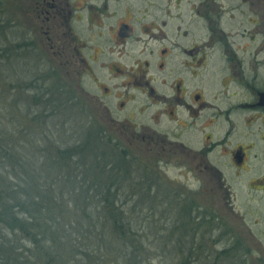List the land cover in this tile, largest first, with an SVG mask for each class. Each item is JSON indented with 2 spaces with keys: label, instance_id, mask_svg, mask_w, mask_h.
<instances>
[{
  "label": "flooded vegetation",
  "instance_id": "af4514ba",
  "mask_svg": "<svg viewBox=\"0 0 264 264\" xmlns=\"http://www.w3.org/2000/svg\"><path fill=\"white\" fill-rule=\"evenodd\" d=\"M13 4L28 30L18 46L43 43L59 94L121 132L128 181L174 206L196 259L238 252H213L209 236L239 189L264 210V0Z\"/></svg>",
  "mask_w": 264,
  "mask_h": 264
},
{
  "label": "trees",
  "instance_id": "16d2710c",
  "mask_svg": "<svg viewBox=\"0 0 264 264\" xmlns=\"http://www.w3.org/2000/svg\"><path fill=\"white\" fill-rule=\"evenodd\" d=\"M32 88L35 89L32 103L42 108L40 112L53 107L54 98L47 96L50 91L44 83L38 89ZM46 96L49 98L45 99ZM4 102L0 94V103ZM3 129L0 131V264H141L150 261L149 248L133 230L132 216L124 208L126 203L119 202L121 172L127 166L125 149L116 144L111 146L110 138L91 131L74 148L56 149L54 160L48 165L59 174L42 175L43 167H40L39 176H32L27 169L32 168L28 165L30 160L23 147L19 149L14 143L10 127ZM117 148L124 150L123 153L117 152ZM16 165L23 170L20 174ZM80 176H83L81 180ZM63 178L72 186L68 191L70 198L63 202L66 193L61 191L58 197L62 200L56 203L54 187L62 183ZM80 185L86 189L82 190ZM77 197H82L83 201H78ZM70 202L74 203L72 208L68 207ZM192 244L188 243L185 258L179 264L201 261L196 259V245ZM141 255L146 259H140Z\"/></svg>",
  "mask_w": 264,
  "mask_h": 264
},
{
  "label": "rangeland",
  "instance_id": "374dc122",
  "mask_svg": "<svg viewBox=\"0 0 264 264\" xmlns=\"http://www.w3.org/2000/svg\"><path fill=\"white\" fill-rule=\"evenodd\" d=\"M13 1L0 0V63L3 64H0V77L2 78L0 94L5 98V102L0 103V131H4L3 127L5 126L10 127L14 143L19 146V149L23 147L26 157L30 160L28 165L32 168H27L30 170V175L39 176L37 171L40 167H43L42 175L56 176L59 174L60 172L55 171L54 168L51 169L48 163L54 160L57 148L61 150L74 148L78 141L82 142L91 131H95L94 127L89 126L90 117L96 121V126L100 125L101 129L106 131L103 134L110 138L111 146L114 147L116 144L125 149L124 136L121 137L120 131L112 130L110 122L106 121L105 117L97 115V110H95L96 116L94 112L93 114L89 111L82 112L67 98L69 95H66L65 92L59 94L57 91L58 80L51 70L52 59H50L48 49L43 43L39 44V48L27 49L18 46L19 42L28 37L25 34V31L28 30L19 24V26L16 25L19 14L18 12L14 13ZM33 37L36 38L37 34L34 33ZM64 77L63 75L61 80L67 82L68 80ZM43 83L50 91L47 96L54 98L56 102L46 111L43 108L44 113L40 112L42 108L32 103L35 102L33 98L35 89L32 87L35 86L38 89ZM47 96L44 98H49ZM79 101L87 105V100L83 97H79ZM46 104L50 105L49 102ZM116 151L123 153L124 150L117 148ZM43 152L45 153L43 154ZM16 168L19 174L23 171L17 165ZM124 170L121 172L123 180L120 183L122 185L120 195L122 193V197L119 198V202L126 203L124 208L132 216L133 230L141 237L144 246L149 248L148 259L150 261L144 260L145 262L141 264H179L185 258L187 245H185V238L181 235V229L178 227L176 209L166 200L162 201L161 198H153L144 194L143 184L137 183L140 182L139 177L128 181L127 166L124 167ZM82 178L83 176L79 177L80 180ZM62 181L54 187V197L58 198L55 200L56 203L62 200L58 197L61 191L66 193L63 202L66 203L70 198L68 191L72 186L68 179L63 178ZM80 186L82 190L86 189V186ZM236 193L237 201L233 207L229 210H217L222 222L219 223L213 235L209 236V241L214 240L215 242V246L209 243V247L213 252L231 246H238L242 251L239 250L231 254L222 252L218 261H214L211 257L206 261L205 257L201 256V261L195 264H210L213 261L216 264H232V259L235 264L236 262L239 264H264V210L262 204L259 201H249L250 196L248 191L246 194L244 188L239 189ZM79 200L83 201L82 197ZM73 204L70 202L68 207L72 208ZM165 209L169 213H164ZM255 219L260 222L256 223ZM87 230L85 232L89 235ZM224 232H227V235ZM105 235H107L106 231ZM222 237L223 240L220 239ZM83 242L88 243L86 240ZM258 247L260 248L258 249ZM103 251L101 249L102 254ZM94 254L98 256L99 252ZM139 258L146 259L142 255Z\"/></svg>",
  "mask_w": 264,
  "mask_h": 264
}]
</instances>
